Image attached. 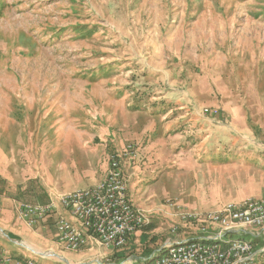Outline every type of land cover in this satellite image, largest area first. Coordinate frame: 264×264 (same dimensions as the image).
Listing matches in <instances>:
<instances>
[{"label":"rangeland","instance_id":"374dc122","mask_svg":"<svg viewBox=\"0 0 264 264\" xmlns=\"http://www.w3.org/2000/svg\"><path fill=\"white\" fill-rule=\"evenodd\" d=\"M154 142L137 204L157 193L176 216V193L201 200L192 167L264 164V0H0V193L44 203Z\"/></svg>","mask_w":264,"mask_h":264},{"label":"built area","instance_id":"2783aa9c","mask_svg":"<svg viewBox=\"0 0 264 264\" xmlns=\"http://www.w3.org/2000/svg\"><path fill=\"white\" fill-rule=\"evenodd\" d=\"M205 113L217 115L218 110L205 109ZM136 157L137 147L133 144L113 151L105 177L99 184L51 197L46 204L18 201L17 218L32 228L46 217L55 216L58 241L68 251L79 252L94 244L114 250L124 248L130 235L150 223L148 215L129 198L123 163L132 165ZM60 209L68 211L76 222L60 214ZM178 216L184 222L199 224L202 235L166 241L158 254L143 264H254L257 252L253 243L229 235L238 228L253 232L264 230V199H246L211 212L183 210ZM178 231L179 227H173L171 236H177ZM26 250L39 254L29 247ZM0 264L36 263L13 260L0 247Z\"/></svg>","mask_w":264,"mask_h":264},{"label":"crops","instance_id":"0c3cea01","mask_svg":"<svg viewBox=\"0 0 264 264\" xmlns=\"http://www.w3.org/2000/svg\"><path fill=\"white\" fill-rule=\"evenodd\" d=\"M136 147L137 157L134 163L132 165H128L126 162L123 163L124 173L128 181L129 198L139 209L148 215L151 224L158 221H161L160 223L162 224L164 222L174 223L169 230L167 227L163 228L161 225H146V227L144 226L130 235L126 246L120 250L94 244V246L85 248L79 252L68 251L58 241L55 216H48L39 221L36 226L30 228L17 218L16 206L19 197L10 195V192H1L0 247L9 253L13 260H32L36 264H143L146 259L158 254L166 241L187 240L201 236L202 234L198 230L199 224L182 221L179 216L174 215V210L166 209L157 193L148 198V200H151L149 204L146 202L137 204V202L147 200L138 197L137 192L139 191H135L136 188L139 186L143 190L142 184L147 172L151 173V175L154 174L161 160L160 156L154 152L156 151L157 143H152L148 148L139 145H136ZM240 153L244 155L248 151ZM150 160H153V162L149 163ZM256 160L251 162L235 161V166L222 168V170L214 165L217 162H210V160L202 165H196L191 168L193 170L192 175L195 174L193 184L191 186L188 184V186L190 189L198 188L201 200L197 203V206L190 208L185 204L186 199L192 197L188 193V190L185 191V194L188 193L190 195L188 197L183 195L184 199H182V194L176 193V195L178 197L181 195L180 199L182 203L189 209L187 211L199 213L218 211L230 203L255 199L247 191H264V164L261 163L260 159V161ZM107 168L108 162L104 169L105 174ZM59 171L60 168L57 167V175ZM100 182L89 183L87 186H90L84 188L94 187ZM173 183L175 184L176 182ZM224 186H233L234 190L232 192L226 191ZM8 187L10 188L11 185H7ZM69 191H72L71 188L64 189V191L60 189L58 191L57 188H50L49 191L47 189L49 196L43 204L48 203L51 197H58L60 193ZM262 199L264 198L260 200ZM59 213L66 216L69 220L76 222L68 211L60 209ZM153 221L155 222L153 223ZM176 225L179 226L180 232L178 231L177 236H171L170 230ZM246 235L261 236L260 234L256 235L252 230L247 228H238L229 236L232 238H245ZM26 247L35 250L39 254L34 255L29 253Z\"/></svg>","mask_w":264,"mask_h":264},{"label":"trees","instance_id":"16d2710c","mask_svg":"<svg viewBox=\"0 0 264 264\" xmlns=\"http://www.w3.org/2000/svg\"><path fill=\"white\" fill-rule=\"evenodd\" d=\"M28 203H29V202H28ZM31 203H33V202H31ZM39 204H43V203H39ZM256 239H257V237H255V240H254L252 243H253V245H254L255 251L257 252V248H256V244H255Z\"/></svg>","mask_w":264,"mask_h":264}]
</instances>
